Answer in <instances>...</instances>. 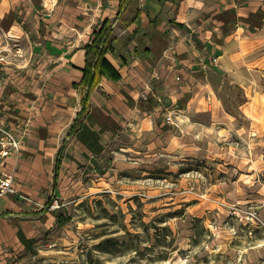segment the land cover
<instances>
[{"label":"crops","instance_id":"1","mask_svg":"<svg viewBox=\"0 0 264 264\" xmlns=\"http://www.w3.org/2000/svg\"><path fill=\"white\" fill-rule=\"evenodd\" d=\"M14 1L0 0V35L25 51L1 67L0 120L28 121L29 134L20 159L7 161L19 194L0 197V213L8 212L0 215V247L14 233L27 236L18 215L61 192L67 178L73 184L80 173L104 168V155L125 135L176 137L187 121L199 124L211 112L197 103L214 90L211 78L248 57L264 34V0H132L120 16L121 0ZM106 19L114 32L104 57L118 76L94 85L82 124L70 132L86 47Z\"/></svg>","mask_w":264,"mask_h":264},{"label":"rangeland","instance_id":"2","mask_svg":"<svg viewBox=\"0 0 264 264\" xmlns=\"http://www.w3.org/2000/svg\"><path fill=\"white\" fill-rule=\"evenodd\" d=\"M0 36L1 81L25 50ZM255 39L211 78L199 124L114 142L104 168L66 179L55 209L45 199L16 217L27 236L3 242L0 264H264V34Z\"/></svg>","mask_w":264,"mask_h":264},{"label":"trees","instance_id":"3","mask_svg":"<svg viewBox=\"0 0 264 264\" xmlns=\"http://www.w3.org/2000/svg\"><path fill=\"white\" fill-rule=\"evenodd\" d=\"M132 0H121L120 1V7L117 12L118 16L121 15V13L126 9V7L129 5V3ZM113 26L110 20L106 19L101 23V25L97 28H94L93 30V37L91 42L87 45L86 50V62L84 66L81 67L83 76L81 79V87L83 88V93L81 95V108L79 113L76 116V119L74 120L70 132L74 131L76 128L80 127V125L83 122L84 116L86 115L88 108H89V102L88 98L91 93V91L94 89V85H96L102 78L103 75L105 76H111L113 78H116L117 72L114 71L113 67L107 61V59L104 57L105 53L109 50H113L112 46V40H113ZM63 147L58 153L56 162V172L60 165V158L62 156ZM53 196H51L47 200V204L45 206H48L52 203ZM44 211L47 210V208H43ZM8 214V212H2L0 215ZM58 222H62L60 215H57Z\"/></svg>","mask_w":264,"mask_h":264},{"label":"built area","instance_id":"4","mask_svg":"<svg viewBox=\"0 0 264 264\" xmlns=\"http://www.w3.org/2000/svg\"><path fill=\"white\" fill-rule=\"evenodd\" d=\"M12 39V38H10ZM4 57H0L3 60ZM167 122H172V115L166 117ZM26 125L11 126L0 120V197L11 194L17 195L19 192L14 187V169L7 170L9 158L18 161L22 151L23 139L28 134ZM24 199L25 197L22 196ZM57 200H53L52 208L57 206ZM55 209V208H54Z\"/></svg>","mask_w":264,"mask_h":264}]
</instances>
